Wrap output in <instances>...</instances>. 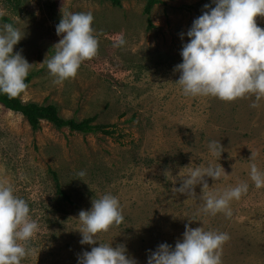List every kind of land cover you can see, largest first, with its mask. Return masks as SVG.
<instances>
[{
    "label": "rangeland",
    "instance_id": "obj_1",
    "mask_svg": "<svg viewBox=\"0 0 264 264\" xmlns=\"http://www.w3.org/2000/svg\"><path fill=\"white\" fill-rule=\"evenodd\" d=\"M146 4L0 0V28L11 23L25 33L14 53L22 51L33 65L22 102L54 104L65 119L95 118L109 131L84 135L46 121L34 130L21 114L0 105V179L12 184L39 225L28 245L36 253L21 264H79L83 252L99 243L125 245L137 264H148L161 244L174 249L182 241L186 225L230 236L222 264H264V188L250 179L252 163L264 172V99L254 108V96L234 102L185 96L175 68L190 42L187 32L205 5L215 6L213 0H161L149 16ZM63 7L93 15L99 48L75 78L57 84L43 62L62 38L56 26ZM256 22L264 29V17ZM214 140L223 147L221 158L211 155ZM218 163L227 176L205 177L210 191L249 186L230 202V218L203 212L202 185L195 187V198L173 191L187 176L185 167ZM105 194L118 198L124 221L99 233L96 245L81 244L79 212L90 211Z\"/></svg>",
    "mask_w": 264,
    "mask_h": 264
},
{
    "label": "clouds",
    "instance_id": "obj_2",
    "mask_svg": "<svg viewBox=\"0 0 264 264\" xmlns=\"http://www.w3.org/2000/svg\"><path fill=\"white\" fill-rule=\"evenodd\" d=\"M213 3L214 7L205 5L207 10L194 20L187 32L190 42L183 46V62L175 68L180 73L176 84L185 96H210L224 102L254 96L251 106L255 108L264 99V29L256 22L257 17H264V0H213ZM61 11L56 31L62 38L54 45L52 58L47 56L43 62L57 84L75 78L81 64L94 58L99 48L91 13H72L64 7ZM24 35L11 23L0 28V92L10 97L27 89L25 81L33 66L22 51L14 53V47ZM124 43L123 39L119 41L120 45ZM209 149L211 155L221 158L223 147L219 141H211ZM255 157L256 153L252 152L251 160ZM185 168L187 176L173 191L195 198V187L202 185L200 198L206 214L223 212L230 218V202L248 192L247 182L222 193L210 191L205 177L218 181L227 176L219 163ZM78 175L83 177L86 173L81 171ZM250 179L256 188H264V172L255 163L250 167ZM78 220L83 225L79 231L81 244L96 245L97 235L122 224L124 216L118 198L105 194L92 201L90 211L81 210ZM185 227L182 241H177L174 249L161 244L151 252L148 264H222L223 245L230 236L205 231L203 227ZM38 229L28 203L14 195L7 179H0V264H21L22 259L35 255L36 249L28 245ZM79 264H137V261L128 256L125 245L113 247L99 243L91 251L83 252Z\"/></svg>",
    "mask_w": 264,
    "mask_h": 264
},
{
    "label": "trees",
    "instance_id": "obj_3",
    "mask_svg": "<svg viewBox=\"0 0 264 264\" xmlns=\"http://www.w3.org/2000/svg\"><path fill=\"white\" fill-rule=\"evenodd\" d=\"M115 6H120L121 0H108ZM161 0H147V4L144 9L146 16L151 14L153 7L160 4ZM149 26L152 25L149 23ZM33 73H29L26 78V83L29 86L30 82L34 78ZM23 93L16 97H10L7 94L0 92V105L5 109L14 113L21 114L34 129L40 127L42 121H46L54 125L57 129L68 128L75 133H81L84 135L103 133L108 135L109 131L102 125H95V118H87L82 121L76 119H65L60 116L58 106L54 104L40 105L35 102L24 103L21 100Z\"/></svg>",
    "mask_w": 264,
    "mask_h": 264
}]
</instances>
